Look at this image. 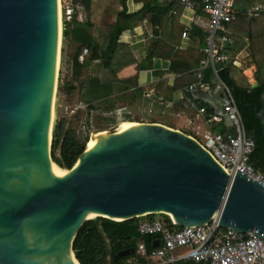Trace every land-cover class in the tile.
I'll use <instances>...</instances> for the list:
<instances>
[{"label": "water", "instance_id": "1", "mask_svg": "<svg viewBox=\"0 0 264 264\" xmlns=\"http://www.w3.org/2000/svg\"><path fill=\"white\" fill-rule=\"evenodd\" d=\"M60 32V0H0V264H80L73 244L92 214L164 213L181 227L216 218L264 239V186L236 168L231 176L199 138L174 126L131 121L95 135L88 125L74 166L54 169ZM260 101L264 138V89Z\"/></svg>", "mask_w": 264, "mask_h": 264}, {"label": "trees", "instance_id": "2", "mask_svg": "<svg viewBox=\"0 0 264 264\" xmlns=\"http://www.w3.org/2000/svg\"><path fill=\"white\" fill-rule=\"evenodd\" d=\"M75 3H81L87 8L90 7L92 0H74ZM143 2V6L136 12H128L127 0H121L122 9L117 12V20L114 28L110 31L107 37V41L103 47L99 46L92 33V23L90 21L86 23L65 22L63 27L64 39H72L77 42V46L72 58V71L75 77L81 76L83 70L93 61H100V68H108L111 65L112 55L116 50L118 41L122 33L128 28L132 27L134 21L142 20L147 13H153V21L159 22L164 13L168 12L172 7H175L177 0H173L168 6L161 7L157 5L156 0H140ZM256 1L264 2V0H245V8L248 9ZM244 8V9H245ZM246 11L238 12L235 16L236 30L233 32V37L239 39L246 33L249 37L250 49L253 59L259 66L258 85L250 87L247 82H240L233 75V69L236 67L232 62L223 66L219 71L220 77L228 83L232 88L234 98L237 106L243 118L244 126L247 134L255 141V148L250 154V163L260 172H264V138L262 134V126L260 120L256 116V108L261 109L260 94L264 89V26L258 30L261 26L259 23L248 22L246 27L240 28L242 21L241 18L246 17ZM246 20V19H245ZM232 21L228 22L227 28H230L233 24ZM72 26V27H71ZM71 27V28H70ZM196 29L197 36L199 37V45L201 48L204 46V34ZM158 43H154L153 50L149 52L147 64L142 67L152 66V60L154 57L159 56L157 49ZM84 48H87L89 55L80 60V56L84 52ZM170 52L166 57L171 59L170 72L181 71L183 76L175 79V88L173 91L183 89L188 84L197 80V67L200 61L205 57V54L200 48L174 51L168 49ZM162 55V54H161ZM160 57V56H159ZM185 62H182V61ZM211 69L206 70V79H211ZM95 79V78H94ZM94 86L86 93L87 99L89 96L100 97L112 91V87L108 89L104 88L103 94L100 92V80L97 78L92 82ZM96 85H98L96 87ZM173 85V86H174ZM127 90V87L121 86L118 91ZM108 96V94L106 95ZM124 96H126L124 94ZM105 102L106 100H100ZM109 103L108 101L105 102ZM210 110H214L207 103L202 102ZM116 106L110 104V110H113ZM96 106L91 102L87 103L88 117L90 111L95 109ZM125 120H129L130 115H125ZM89 118L85 122L86 131L89 125ZM215 129L224 132L226 126L218 125ZM188 133V132H186ZM191 134V133H188ZM192 135V134H191ZM194 136V135H193ZM89 140V135L81 136L78 130L71 124H67L64 118H60L54 125L53 130V142H52V159L54 163L60 168L67 170L74 166L77 162L80 154L84 151ZM160 216L167 225L178 228L180 226L174 225L169 215L164 213L148 214L142 217H135L129 220H114L107 217L94 216L87 220L78 235L76 236L73 244L74 255L80 264H126L127 260L136 255L137 243L141 236L138 231L139 221L147 217V219H156ZM158 235H148L144 237L147 250L150 251L155 246V240ZM134 247V252L124 257L116 258V255L124 250ZM143 264L145 259L141 258ZM179 264H211L210 261H193L184 260Z\"/></svg>", "mask_w": 264, "mask_h": 264}, {"label": "built area", "instance_id": "3", "mask_svg": "<svg viewBox=\"0 0 264 264\" xmlns=\"http://www.w3.org/2000/svg\"><path fill=\"white\" fill-rule=\"evenodd\" d=\"M237 0H180L188 9L199 13L195 19L204 33L205 57L197 67V80L184 89L185 101L190 111L202 117L207 128L199 135L202 144L212 153L222 167L232 176L234 168L247 178L264 186V174L250 163V154L255 141L247 134L243 118L234 98L232 88L219 75V71L229 62L238 64L230 50V38L227 24L235 17ZM61 22L75 18L77 4L74 0H60ZM264 12V3L256 2L247 10L248 16L259 22ZM192 26H186L182 37H188ZM87 52V48L84 49ZM83 55V53H82ZM82 55L80 58H82ZM211 69V79H206V70ZM221 91L223 110H210L192 95L195 91ZM229 122L224 132L216 128L217 124ZM214 218L210 223L198 226L172 227L160 219H141L138 225L140 240L136 255L126 264H179L184 260L210 261L211 264H263L264 239L252 232L243 233L221 227ZM174 224V222L172 221ZM176 225V224H174ZM158 235L155 246L148 251L145 236Z\"/></svg>", "mask_w": 264, "mask_h": 264}, {"label": "crops", "instance_id": "4", "mask_svg": "<svg viewBox=\"0 0 264 264\" xmlns=\"http://www.w3.org/2000/svg\"><path fill=\"white\" fill-rule=\"evenodd\" d=\"M172 1L173 0H156L157 5H160L161 7L170 5ZM255 3H253L248 9H250ZM126 5L128 12L132 13L140 10V8L143 6V2L140 0H127ZM82 6L84 5H82L81 3H77V13L75 15L76 22L86 23L90 21L92 23L93 36L99 46L103 47L107 41L108 34L116 24L117 12L122 9L121 0H116L113 4L112 10L109 12H105V15H100L99 13L93 15L92 13H90L89 16L86 14L89 13V10L93 8L92 0L89 8L84 6L86 14V17L84 18V13L82 11H78V9H80ZM244 8L245 0H237L235 2L236 14L241 11H246V20L244 18H241L244 21H242L240 28L242 29L243 27H246V25L250 21L259 23L261 27L258 28V30L262 29V27L264 26V12L261 16L260 21L257 22L250 16H248V9ZM116 9L118 10L117 12H115ZM197 15H199V13L195 12L192 9L185 8L180 3V0H177L175 7H172L170 10H168V12L164 13L159 22L153 21V13H147L142 20L134 21L132 23V27L125 30L120 36L116 50L112 55L110 67L99 68L97 74L91 75L87 80L88 84L86 85L85 90H88V92L89 89L94 86L92 82H94L95 79L98 78L101 82L100 92L102 94L104 92V88H113L110 92V95L109 93H107L108 96H106L107 94H103L100 97H93V95H91V97L89 96V99L86 100V102H91L94 105L95 102H100L103 105H109L111 102L106 104L105 102L110 101L109 99L113 94L115 95V91L118 92L117 95L124 96L125 94V98L131 96L133 99H137V96L134 94V90L143 89L147 95H154V100L147 102L154 108H161V111H155V115L158 113L157 116L159 118L152 119L151 121H157L177 127L185 132L191 133L198 138L199 135L204 132L205 128H207V124L202 117L196 116V112L190 111L187 108L186 101L184 99V89L186 87L180 90L173 91V89L175 88V79L183 76L182 73L184 72H170L171 59L166 57V55L170 53L168 49H171V51H181L195 49L198 47L202 50L203 47L201 48V46L199 45L200 40L195 29L198 28L202 31V29L197 24H195ZM103 17H106V19H104ZM233 20H235V17ZM235 23L236 22H233L232 26L230 28H227V32L230 38V50L233 58L238 63H234V65L236 66L235 68H242L241 74L242 76H244V80L239 81L247 82L250 85L248 76L245 74V69L249 68L250 72L253 73L254 77L252 78V80H254V82L255 78L258 80L260 69L251 54L248 35L245 33L244 36L240 37L239 39L233 37V32L237 28L235 26ZM186 26H192V30L190 31L188 37L183 38L182 32L185 30ZM64 40L66 41V43L68 42L70 44H73L76 49V46L78 44L77 42L72 41V39L70 38ZM155 42L159 44L157 46V49L155 48V51L158 52V55L160 57L157 56L153 58L151 67H148V65H146V67H142V65L147 64L149 52L153 50V45ZM182 62L185 61L183 60ZM143 80L145 81V86L140 85ZM97 86L98 85H96V87ZM121 86L127 87V90L118 91ZM129 90H131V93L129 92ZM209 92L211 94L212 100H205L198 95L197 91L193 92L192 95L200 99L201 103H207L214 109L213 111L220 112L218 108L220 102L217 95V89L213 88ZM100 100L106 101L102 102ZM160 105H162L166 109L160 107ZM168 112L171 116V123H167L166 121L161 120L166 116L164 114ZM125 115H128V113H126ZM222 125L229 127L230 124L227 120H225L224 124Z\"/></svg>", "mask_w": 264, "mask_h": 264}, {"label": "rangeland", "instance_id": "5", "mask_svg": "<svg viewBox=\"0 0 264 264\" xmlns=\"http://www.w3.org/2000/svg\"><path fill=\"white\" fill-rule=\"evenodd\" d=\"M116 0H93V8L89 10V13H86L90 16V13L93 15L96 13L104 14L112 10L113 4ZM119 1V0H118ZM78 11L84 13V18L86 17L84 6H82ZM118 10L116 9L115 12ZM105 15V14H104ZM106 19V17H103ZM102 18V19H103ZM114 19V18H113ZM108 22V20H107ZM65 22H61V32H60V50H59V63H58V75L57 83L55 90V101H54V114H53V127L55 123L60 119L64 118L67 121V124H71L75 127L81 136L89 135L91 132L86 131L85 122L89 118L90 129L96 134H99L100 131H107L111 128L120 126V123L123 121H151L152 119L159 118L157 112L161 111V108L152 107L147 101H153V94H146L143 89L134 90V94L137 96V99H133L131 96L125 98L123 95H117L118 92L115 91L109 99V103L116 106L113 110H107L110 107L109 105H103L100 102H95L96 108L90 111L88 117L87 109V96L88 90H85L86 85L88 84V79L91 75L97 74V71L100 68V62L95 61L90 63V65L83 70L81 76L75 77L72 71V58L75 52V46L70 43H66L63 37V27ZM89 55V52H83L81 61ZM241 67L234 68L233 75L237 80H244V76L241 74ZM246 75L248 79L253 83L254 77L253 73L250 72L249 68H246ZM246 79V78H245ZM256 81V78H255ZM254 84V83H253ZM145 86V81L143 80L140 84ZM86 91V93H85ZM131 93V90H129ZM136 100V101H131ZM145 100V101H141ZM156 107V106H155ZM160 107L166 109L162 105ZM155 111H157L155 115ZM128 113L130 115L129 120H125L124 115ZM166 115L164 119L167 123H171V116L169 112L164 114ZM101 133V132H100ZM55 166H57L54 163ZM59 167V166H57ZM60 168V167H59ZM93 218V217H92ZM147 219V217H144ZM156 219H162L160 216H157Z\"/></svg>", "mask_w": 264, "mask_h": 264}, {"label": "bare ground", "instance_id": "6", "mask_svg": "<svg viewBox=\"0 0 264 264\" xmlns=\"http://www.w3.org/2000/svg\"><path fill=\"white\" fill-rule=\"evenodd\" d=\"M60 19H61V8H60ZM126 123H129V122H127V121H123V122L120 123V126L123 125V124H126ZM54 169H55L56 171L61 172V173H64V174L67 172V170H64V169H62V168H59V167H57V166H55V165H54ZM94 216H95V215L92 214V215L89 216V218H92V217H94Z\"/></svg>", "mask_w": 264, "mask_h": 264}]
</instances>
